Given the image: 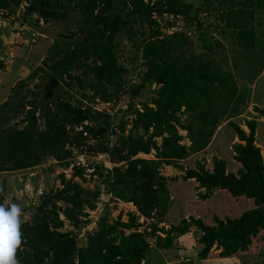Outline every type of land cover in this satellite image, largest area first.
I'll list each match as a JSON object with an SVG mask.
<instances>
[{"label":"trees","instance_id":"16d2710c","mask_svg":"<svg viewBox=\"0 0 264 264\" xmlns=\"http://www.w3.org/2000/svg\"><path fill=\"white\" fill-rule=\"evenodd\" d=\"M128 1L139 9V19L149 28L146 36L139 40L133 36L143 68L138 82L129 90V96H136L142 89L149 90L151 95L148 102H141L139 108L133 109L126 134H120L110 146L101 142L88 147L96 153L116 156L115 159L122 162L108 169V192L121 201H129L140 215L148 218L155 213L161 216L168 200L165 178L156 174V163L161 161L181 169L179 161L205 149L220 119L234 105L239 93L232 74L222 70L211 56L187 53L191 41L183 30L161 34L150 16L152 10H141L144 6L141 0ZM18 2L0 0V8L16 6ZM207 2L209 6L210 1ZM242 3L239 8L221 10L219 19L235 43L252 47L254 30L249 23L254 10L264 11V0H243ZM93 5L94 2L87 0L80 3L84 20L79 29L82 33L80 41L62 47L54 41L43 63L56 81L66 76L80 87L87 88L92 99L108 101L121 85L120 75L126 72L117 61L112 40L119 30V23L125 20L116 13L108 20L109 28L98 26L103 17L92 15ZM25 11L35 12L47 20L63 18L66 8L62 7L60 0H29ZM153 11L179 15L186 23L201 25L197 14H191L189 5L180 0H166ZM131 28L128 25L126 31L133 35ZM74 69L79 70V74H70ZM29 105L20 120L23 123L21 128L0 129V165L8 162L11 169L28 168L40 163L44 154L63 160L69 154L65 145L78 144L83 139V131L96 136L102 135L106 129L105 113L62 100L55 102L54 110L46 103L40 107L42 124L39 127L36 106L33 102ZM253 110L264 117V107L255 106ZM180 114L184 115L183 120ZM243 121L246 132L234 122H226L237 139L230 144L232 157L238 163L235 172L227 170L223 158L213 156L210 168L195 161L194 167L185 169L183 177L196 181L203 194L224 190L232 197L251 199L252 206L236 217L219 219L214 216L213 222L208 224L191 219L181 220L168 228L154 226L153 231L163 233V236H155L158 246L169 247L176 235L185 233L193 224L200 231L198 256L204 258L210 249H215L219 256L229 257L245 251L251 239L264 231V159L254 142V121ZM76 127L79 130H74ZM178 128L185 131L188 144L179 142L182 136ZM119 130L123 132L121 126ZM157 137L159 143L155 140ZM151 150L153 158L137 156ZM79 170L74 166L73 174ZM94 191L68 179L54 193L42 195L31 223L21 224L22 249L16 254L19 264H141L149 246L139 231L131 229L133 215H128L126 222L119 218L108 221L106 216L100 217L84 246H75L71 232L58 230L62 220L57 211L71 226L78 227L81 217L86 215L84 207H94L97 194ZM56 201L64 205L56 206ZM0 204H3L1 196Z\"/></svg>","mask_w":264,"mask_h":264},{"label":"rangeland","instance_id":"374dc122","mask_svg":"<svg viewBox=\"0 0 264 264\" xmlns=\"http://www.w3.org/2000/svg\"><path fill=\"white\" fill-rule=\"evenodd\" d=\"M29 0H19L18 4L9 8H0V129H19L23 126L21 119L30 102L36 106V122L42 124L40 115L45 103L54 110L57 100L67 101L73 106L90 107L93 111L105 113L106 129L102 135L92 136L86 133L77 144H66L69 154L63 160H55L47 154L35 166L21 169H11L10 163L0 165V196L2 203L19 204L22 208V223L32 221L36 206L45 193H54L63 183L70 179L78 182L84 188L95 190L94 207H84L86 215L81 217L78 227L71 226L57 211L62 220L60 231L71 232L75 246H84L88 235L96 228L98 219L106 216L108 221L119 218L126 222L128 215L134 216L131 229L139 231L148 243V250L141 264H264V231H260L251 239L247 249L229 257L217 254L218 250L210 249L206 257L198 256L200 244L197 237L200 234L193 224L183 234H178L169 247L163 248L156 244V235L163 236L153 227L168 228L181 220L200 219L204 223H212L214 216L219 219L238 216L242 211L252 206L251 199L232 197L224 190H213L203 194V189L197 186L192 178H184L186 168L195 166V161L202 162L207 168L211 166L213 156L223 158L226 168L235 172L238 163L232 157L230 144L237 141L228 120L239 125L245 132L243 120L251 119L255 123L254 142L264 159V117L259 116L253 107H264V11L254 10L250 27L254 30L252 47H243L235 43L225 30L219 12L228 8H239L243 0H180L189 5V12L196 13L201 25L186 23L182 16L165 12L157 14L155 7L166 0H141V10H152L151 18L157 23L161 34H170L183 30L191 44L187 53L206 54L211 56L219 67L232 74L239 96L234 105L220 119L214 129L205 149L179 161L182 168H176L164 162H157L155 171L165 178L168 189V200L163 214L155 213L148 218L140 215L129 201H121L108 192V169L120 165L115 157L106 153H96L88 146H97L101 142L113 144L120 134H126L132 119L134 108H139L141 102H148L151 92L142 89L136 96L130 97L129 90L138 82L142 70V60L137 48L138 38L146 36L148 26L139 17L141 13L128 0H87L94 2L92 15L103 17L98 26L109 28L108 20L114 14H120L125 20L119 23V30L114 33L115 52L118 63L126 70L120 75L121 85L108 101L91 98L87 88L80 87L73 80L63 76L56 81L49 75L43 63L51 44L57 41L59 46L70 45L80 41L83 25V15L80 13L82 0H60L66 8L63 18L43 20L35 12H26ZM210 9H205V8ZM131 31H126L127 26ZM108 31L104 32V35ZM70 74H79V70H71ZM69 82V85L66 83ZM21 104V105H19ZM11 108V110H10ZM181 120L184 115L180 114ZM101 123V122H99ZM120 126L123 132L119 130ZM79 130V127L74 128ZM182 136L180 143L188 144L184 130L177 129ZM73 133V132H72ZM159 143L160 138L155 139ZM139 157L153 158V150L147 154L139 153ZM67 163V164H66ZM74 166L80 168L73 174ZM10 168V169H9ZM56 206H63L61 201ZM48 208V207H47ZM162 220V222H158ZM128 232V230H125ZM19 249H22L20 247Z\"/></svg>","mask_w":264,"mask_h":264},{"label":"clouds","instance_id":"9594fccd","mask_svg":"<svg viewBox=\"0 0 264 264\" xmlns=\"http://www.w3.org/2000/svg\"><path fill=\"white\" fill-rule=\"evenodd\" d=\"M21 217L19 204H0V264H19L16 254L23 238Z\"/></svg>","mask_w":264,"mask_h":264},{"label":"built area","instance_id":"2783aa9c","mask_svg":"<svg viewBox=\"0 0 264 264\" xmlns=\"http://www.w3.org/2000/svg\"><path fill=\"white\" fill-rule=\"evenodd\" d=\"M82 135H86V132H85V131H83V132H82Z\"/></svg>","mask_w":264,"mask_h":264},{"label":"water","instance_id":"95a60500","mask_svg":"<svg viewBox=\"0 0 264 264\" xmlns=\"http://www.w3.org/2000/svg\"><path fill=\"white\" fill-rule=\"evenodd\" d=\"M52 79H54V78H52Z\"/></svg>","mask_w":264,"mask_h":264}]
</instances>
